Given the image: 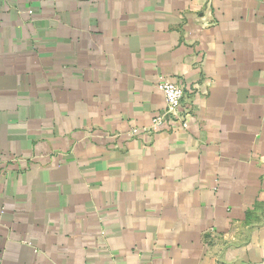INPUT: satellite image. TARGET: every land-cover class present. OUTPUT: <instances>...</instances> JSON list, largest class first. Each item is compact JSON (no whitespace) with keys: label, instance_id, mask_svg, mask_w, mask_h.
I'll return each instance as SVG.
<instances>
[{"label":"crops","instance_id":"1","mask_svg":"<svg viewBox=\"0 0 264 264\" xmlns=\"http://www.w3.org/2000/svg\"><path fill=\"white\" fill-rule=\"evenodd\" d=\"M0 264H264V0H0Z\"/></svg>","mask_w":264,"mask_h":264},{"label":"built area","instance_id":"2","mask_svg":"<svg viewBox=\"0 0 264 264\" xmlns=\"http://www.w3.org/2000/svg\"><path fill=\"white\" fill-rule=\"evenodd\" d=\"M157 87L163 92L165 107L161 113L152 118L149 130H159L165 123H178L181 127L188 126V106L185 103V87L179 82L160 80ZM132 128V132H136Z\"/></svg>","mask_w":264,"mask_h":264}]
</instances>
